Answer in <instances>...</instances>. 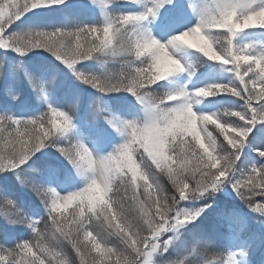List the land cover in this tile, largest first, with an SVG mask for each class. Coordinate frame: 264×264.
Listing matches in <instances>:
<instances>
[{
	"label": "snow or ice",
	"instance_id": "1",
	"mask_svg": "<svg viewBox=\"0 0 264 264\" xmlns=\"http://www.w3.org/2000/svg\"><path fill=\"white\" fill-rule=\"evenodd\" d=\"M63 3L64 0H0V48H11L20 55L33 49H44L83 84L98 92L124 91L135 97L144 106L145 117L138 121L106 116L108 124L116 128L124 140L103 156H94L79 140L53 145L81 177L92 176L96 167L105 164L108 169L106 184L110 189L107 197L109 194L110 197L104 201L86 198L85 180L83 187L61 195L54 188L22 179V183L36 192L45 214L29 217L22 213L15 201H4L8 210L3 215L8 222L26 225L33 236L32 240L22 241L10 249L0 246V264H154L157 255L168 252L177 230L194 223L209 207L204 203L186 209L181 207V203L206 199L225 184L232 187L250 210L264 214V163L252 166L239 177L235 176L252 127L257 122H264V53L254 54L248 46L237 47L234 44L238 34L245 30L264 27L230 31L222 26L226 11H234L236 19L240 20L264 7V3L253 7L252 0H212L199 10L195 25L212 44L217 59H211L194 48L187 49L196 50L208 61L227 66L238 83L212 84L198 89L211 88L215 95H231L243 101L241 110L228 111L223 115L198 114L193 110L194 104L199 103L197 98L211 97L198 96V89L188 91L180 88L159 97H154L149 91L173 74L185 70L181 63V69L156 79L157 48L162 52L167 47L174 56L171 50L179 45L172 38L192 27L183 31L176 28V34H172V26L182 23L180 0H153L152 6L143 12L120 14L100 26L7 35L8 29L32 10ZM161 8L163 14L159 11ZM158 16L163 35L169 37L164 42L154 38L151 32L128 31L129 26ZM100 53L134 56L142 62L130 66L116 78H102L77 70L78 64ZM189 108L195 113L191 119L196 121L197 127L199 125L203 142L186 125L183 132L168 136L167 147L162 151L151 129L167 121L149 120L147 114L164 113L170 120L175 113ZM74 110L49 105L47 111L35 118L0 116V172L22 171L23 166L37 152L49 146L54 138L65 136L74 127ZM207 117H212L213 122L207 123ZM224 117H234L235 120L229 122ZM209 124L215 125L223 136L222 140L209 130ZM146 129L148 131L141 137L138 133ZM129 151L135 157L138 175L142 179H133L135 169H115L114 162ZM254 151L264 158V148ZM51 175L55 178L56 171L53 170ZM161 176L167 177L171 189L160 183ZM17 178L21 179L19 175ZM74 200L79 201V211L74 212L72 218L59 219L55 213ZM166 234L167 239L164 238ZM113 238L118 242L117 246H111ZM196 243L207 249V241L198 240ZM65 248H70L72 253L65 252ZM33 249V258L23 256L25 251L32 252ZM203 264H212V260H205Z\"/></svg>",
	"mask_w": 264,
	"mask_h": 264
},
{
	"label": "trees",
	"instance_id": "2",
	"mask_svg": "<svg viewBox=\"0 0 264 264\" xmlns=\"http://www.w3.org/2000/svg\"><path fill=\"white\" fill-rule=\"evenodd\" d=\"M127 4L128 2L110 4L108 6L106 17L103 13L90 12L88 8L79 1H75V3L73 2L72 4L63 3L60 6L54 5L48 8H37L17 20L12 27L8 29L7 35L10 36L18 32L22 33L25 30H30L26 29L28 27H33L36 31H53L55 29L74 30L85 25L100 26L106 23L109 19L126 13L125 6H128ZM55 17H57L58 20L56 21V24H53L52 29H49V19L51 20ZM43 26L44 28H42ZM31 51L32 52H30L28 56H21L17 55L16 52L6 51L4 48H0V60H2L5 55H10L14 59L20 58L23 61L22 64L26 67V72L31 73L33 78H41V80H46L52 72L64 68V66H62V64L46 50L37 48ZM139 64V60L134 56H113L111 54L100 53L93 58L78 64L77 70L85 74L97 75L102 78H116L119 74L126 71L124 66L130 67ZM21 83L24 87V95L17 98H13L11 95L8 96L7 91L0 86V116L35 118L47 111L49 105L62 110L75 109L72 112L74 127L65 136L54 138L49 146L42 149L40 152H37L28 163L23 166L22 171L0 172V202L6 199H11L15 201L16 205L21 209L24 215L35 218L39 215L45 214L44 206L37 198L36 192L22 188L23 183L21 180L25 178L27 180L33 179L37 174H45L51 169V171H56V178L61 181V185L65 184L66 186L64 187L66 188L69 186H71V188H75V186L78 188L80 185L77 186V184H80V182L77 183L78 179L77 174L74 173V168L63 156L60 155L53 145L57 142L67 143L68 141L79 140L82 135V128L80 127L83 126V131L86 135L90 134L91 136H94V140L92 139L91 141L94 144L92 145V148L103 147V151H105L106 144L104 143L108 141H106L105 138H107L106 136H108L107 134H109V132H103V129L105 130L106 128L105 126L102 129L103 121H98L99 123L94 121L96 126L93 127L91 125L93 119L85 117L83 108L76 109L74 107L75 102L79 100L75 89L73 92L65 89L50 92V95L46 99L47 102H44L43 100L42 103H36L31 96L26 93L27 83L22 77ZM80 84L88 89L87 92H89V94L96 93L97 96L100 95L106 97V99L109 100L108 102L111 110L117 114L124 116L129 115L130 112H132L131 103L134 105V97L129 93L121 91L102 94L83 84L81 81ZM223 98L237 97L225 95ZM237 100H239V102L242 101L238 98ZM102 137H104V140H102ZM115 138L116 137H112L111 140H114ZM188 139L191 140V137H188ZM262 160L264 162V158H261L258 161L261 162ZM62 168H64L63 171ZM18 175L21 179L17 178ZM160 183L164 187L171 189V185L166 176L160 177ZM109 197H106V199H109ZM204 203L209 205L206 211L209 210L212 224H206L204 226L205 228L202 229L200 221L196 220L194 223L178 229L174 234L173 243L172 246L169 247L168 252L163 253L162 255H157L154 259V264L169 262L172 260L183 261V264H203L205 260H212V264H225L226 252L228 250L225 233L222 230L214 231V228L212 227H214L215 222L223 228V225H221L223 217L219 216H222L223 212L228 210L227 208L229 206H234L243 210V201L240 200V197L236 195L229 184H225L206 199H201L199 201H183L181 207L191 209ZM72 206L73 204H70L68 207L61 208L55 213V215L61 220L72 218L69 213ZM256 218H260L264 221V216L255 212L253 216H249L250 225L254 226L256 223L261 224L254 220ZM41 228H43V225H41ZM168 235L173 234L169 233ZM32 236L33 233L31 229L26 225H13L8 222V219L5 216L0 215V246L3 248H13L16 244L22 241L32 240ZM164 238L167 239V234ZM198 240L208 242L206 250L203 244L196 243ZM117 244L118 242L113 238V245L111 246H117ZM64 250L65 252L72 253L70 248H65ZM33 252H35V249H33L32 252L25 251L23 256L27 259H31L33 258ZM247 252H249V250H247ZM260 259L261 254H259L258 257H252L251 261H253L254 264H258ZM89 260L91 262V258H89Z\"/></svg>",
	"mask_w": 264,
	"mask_h": 264
},
{
	"label": "rangeland",
	"instance_id": "3",
	"mask_svg": "<svg viewBox=\"0 0 264 264\" xmlns=\"http://www.w3.org/2000/svg\"><path fill=\"white\" fill-rule=\"evenodd\" d=\"M75 1H79L85 5L90 12L103 13L105 17L108 11V6L112 3L128 2V6H125L127 11L126 13H140L146 10L148 7H151L153 4V0H64V3L72 4L73 2L75 3ZM180 2L182 6V23L172 26V34H176V28H179L180 31H183L185 28L195 25L199 19V10L206 4H210L212 0H180ZM252 3L253 7H257L264 3V0H252ZM60 5L61 4L58 6ZM165 7L170 6L166 5ZM159 11L162 14L164 12L163 8H161ZM57 20V17L51 20L49 19V29H52L53 24H56ZM42 28H44V26ZM26 29L30 30H25L22 33L18 32L12 35L36 31V29L33 27H28ZM128 31H135L138 33L151 32L152 36L158 40H161V42H164L169 38L164 36L162 33L159 25V16L156 18L149 17V19L146 21L129 26ZM213 35L217 36L218 34L213 33ZM234 44L237 47L246 45L254 54L264 53V29L256 28L245 30L244 32L238 34L234 40ZM4 50L15 52L11 48H4ZM171 51L172 54L180 60L185 70L183 72L175 73L166 80L161 81L159 83L160 85L153 86V88L149 90L152 95H163L169 91H176L180 88H185V90L192 91L194 89H198L199 87L212 84L235 85L238 83L235 80L234 74L227 66L208 61L196 50L187 49L183 46H177ZM30 52L32 51L30 50L25 55L21 56H28ZM16 54L20 55L17 52ZM22 62L23 61L20 58L14 59L10 55H5V57L0 60V86L5 91H7V95H11L13 98L24 95V87L21 83V77L27 83L26 93L29 94V96H31V98L36 103H42L43 100L44 102H47L46 97L50 95V92L59 91L61 89L71 90L73 92L75 89L79 100L75 102L74 107L76 109L83 108L85 117L93 119V123L91 124L93 127L96 126L94 121H103L102 129L106 126L105 130L103 129V132H109V134H107L108 136H106L107 138H105V140L108 141L104 143L106 144V149L103 151V147H100L101 149L98 147L92 148V145L94 144L91 141L92 139L94 140V136H91L90 134L86 135L83 131L84 127H80L82 128V135L79 141L83 142L96 157L112 152L114 148L119 146L124 140V137L121 135V133L117 131L116 128L108 124L105 119L106 116L111 117L115 115L126 119H136L138 121H142L145 117L144 106L140 104L135 99V97L133 101L134 105L131 103L132 112H130L129 115L121 116L117 114L111 110L108 102L109 100L106 99V97L100 95L97 96L96 93L89 94V92H87L88 89L84 88L73 72L59 60L58 62L61 63L64 68L52 72L46 80H41V78H33L31 73L26 72V67L22 64ZM139 62L141 63L142 60H139ZM128 68V66H124L125 70H128ZM224 96L225 95H215L207 98H197L199 103L194 104L193 110L198 114L214 113L217 115H223V113L228 111L241 110L243 101L239 102L237 98L224 99ZM224 119L229 122L235 120L234 117H224ZM208 128L210 131H213L214 134L218 135L221 140L223 139V136L219 134V131L216 129L215 125L209 124ZM112 137L116 138L111 140ZM102 140H104V137H102ZM205 143L207 142L205 141ZM256 148H264V122H257L252 127L251 134L248 138V143L246 144L240 161L236 166L235 176L239 177L249 171L252 166L264 163L263 160L261 162L258 161L262 157L256 151H254ZM63 170L64 168H62V171ZM51 173V170L47 171L45 174L39 173L29 181L37 185L42 184L45 187L54 188L61 195H66L67 192L71 190H78L84 185L83 178L77 173L75 169L74 173L77 174V183L80 182V184H77V186L80 185L78 188L76 186L75 188H71V186L68 188L62 186L61 181L56 178L57 176L53 178ZM22 188L28 191H34L32 187H29L25 183H23ZM257 199L259 200L260 198L257 197ZM240 200L243 201L241 198ZM4 201L5 200L0 202L1 216H4L3 212L8 210V206L4 203ZM78 203L79 201L74 200L66 206L68 207L70 204H73L71 211H69L71 216H73L74 212L79 211L77 207ZM227 209L228 210L223 212L222 216H219L223 217L221 222L223 228H221L215 222L214 227H212L214 228V231L222 230L225 233L226 243L228 244L225 264H254L253 261H251V258L258 257L259 254H261L259 264H264V221L260 218H256L254 220L260 222L261 224L256 223L254 226L250 225L249 216H253L255 212L250 210L244 202L243 210L234 206H229ZM260 215L264 216V214ZM198 220L200 221V226L202 229L205 228L204 226L206 224H212L209 210H205ZM247 250H249V252H247ZM229 257H231V259ZM159 264H168V262H160Z\"/></svg>",
	"mask_w": 264,
	"mask_h": 264
},
{
	"label": "clouds",
	"instance_id": "4",
	"mask_svg": "<svg viewBox=\"0 0 264 264\" xmlns=\"http://www.w3.org/2000/svg\"><path fill=\"white\" fill-rule=\"evenodd\" d=\"M209 22H211V20H209ZM222 26L228 28L230 31L236 28L264 27V7H261L258 11L250 12L240 20L236 19V13L234 11H226L224 13ZM172 39L175 40L176 44L179 46L194 48L197 51L203 52L211 59H217V54L214 51L212 44L206 37H204L203 31L199 29L198 25L192 26L187 31L181 32L178 36H175ZM156 44L159 45L158 40H156ZM157 52L159 55L155 65V71L157 73L156 79H161L170 72L182 68L181 62L168 52L167 47H165L162 52L157 48ZM196 94L198 96L207 97L214 96L216 93L213 92L211 88H201L197 90ZM153 96L159 97L160 95ZM169 98L172 99L175 97ZM147 115L149 120L160 119L167 121L163 125L156 124L154 128L151 129L153 138L159 144L162 151L167 147L168 136L174 135V132H183L186 125L190 126L195 132L196 137L203 142V137L197 127L196 121L191 119L192 116H195V113L191 112L190 108L186 111L175 113L170 120L164 113L151 112ZM206 122H213L212 117H207ZM204 130L207 131V128L205 127ZM147 131L148 129L138 134L143 137ZM114 164L116 171H120L123 168H128L129 171L135 169L136 171L133 172L134 180L137 178H143L138 175L139 168L131 151H129L127 155L120 157V159L115 161ZM82 178L86 181L84 185L87 189V192L85 193L86 198L95 201H104L106 199L110 189L106 184L108 169L105 164L101 163L99 167H96L92 176H82ZM168 264H180V261L172 260L169 261Z\"/></svg>",
	"mask_w": 264,
	"mask_h": 264
}]
</instances>
